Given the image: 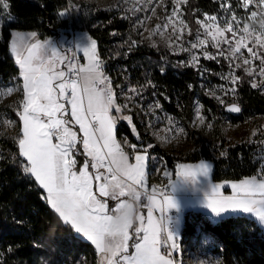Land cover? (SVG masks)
<instances>
[{
    "label": "trees",
    "instance_id": "1",
    "mask_svg": "<svg viewBox=\"0 0 264 264\" xmlns=\"http://www.w3.org/2000/svg\"><path fill=\"white\" fill-rule=\"evenodd\" d=\"M2 2L7 3L5 12ZM231 5L235 14L241 15L242 19L248 18L242 16L248 12L237 9L232 1ZM68 10L72 19L61 20L58 14ZM184 11L191 27H194L195 19L225 13L224 7L216 0H186ZM0 14L3 20L0 30V86L19 75L9 52L12 31H30L45 38L58 35V30L64 28L86 32L95 40L99 58L108 62L104 71L113 86L128 82L145 88L147 96L158 100L162 109L179 118L189 134L199 136L191 129L196 98L202 104V113L207 120L224 113L223 108L201 87L202 82L205 85L220 84L218 77L229 72L224 60H202L201 74L199 69L183 66L182 56L172 55L161 46L151 47L141 42L116 14L100 10L83 0H0ZM133 41L136 45L132 44ZM236 75L235 102L241 107V114L229 116L230 121L235 123L264 115L262 94L251 87L246 74L236 70ZM7 109L15 120L16 130L13 134L0 133V264H96L93 247L62 222L48 206L45 193L33 177L23 172L26 161L19 156V117L11 108ZM131 121L135 131L118 122L116 139L120 142L126 139L130 144H151L135 116ZM251 151L250 146L241 144L226 149L221 159H214L208 147L200 143L184 159L172 157L157 146L151 147L147 154H156L167 168L211 161L212 180L222 182L256 175L257 165L253 164ZM76 159L80 166L82 156ZM158 179L150 169L149 183H157ZM184 216L181 239L191 238L196 228L201 227L220 245L221 264H264V233L253 220L235 216L212 223L199 212H187Z\"/></svg>",
    "mask_w": 264,
    "mask_h": 264
},
{
    "label": "snow or ice",
    "instance_id": "2",
    "mask_svg": "<svg viewBox=\"0 0 264 264\" xmlns=\"http://www.w3.org/2000/svg\"><path fill=\"white\" fill-rule=\"evenodd\" d=\"M172 2L177 5L172 12L175 16L178 5L183 0H172ZM259 2L264 4V0ZM148 3L151 4L152 0H148ZM249 3L251 0H243V7L246 8ZM237 6H240L239 0ZM224 11L231 12L233 9L225 8ZM256 15V12H252L253 17ZM218 19V16H208L205 21H197V24L205 29L206 34L211 36L213 47H220L218 36H223L225 31L232 32L235 36V29L238 27V24L234 26L232 22L236 21L235 15L231 20L225 18L224 27L215 23ZM180 22L184 23L183 20ZM243 31L248 32L247 25L244 26ZM35 35V33L31 34L32 37ZM262 36L264 33L257 36L256 40L264 47ZM243 39L244 37H241L236 41L234 48L227 38L223 43L229 44L232 56H237L245 46L242 43ZM205 43V40L198 38V43H192L191 47L195 49ZM78 50H82L84 56L89 59V65L81 69L83 76L77 74L78 79H71L64 71H53L57 61L60 63L68 61L69 72L75 65L70 58L60 57L51 47L50 42L42 43L37 40L27 46L28 55L22 58L19 46L15 42L13 44V52L18 57L16 62L23 77V102L20 106L22 111L17 113L23 124V135L18 141L19 156L27 161L23 166V172L34 177L39 186L45 190L47 202L59 214L64 224L70 225L76 234L91 241L99 252L105 254L106 264H173L171 259L161 255L159 249L162 246H169V242L172 249L177 248V229L180 225V217L177 214L180 205L173 195L177 191V182L181 180L195 182L198 176L208 178L210 165L202 161L194 170L192 166L178 165L175 180L171 179L170 172L164 171L163 175L169 179L165 189L159 191L162 199L157 198L155 188L149 193L143 181L146 161L150 157L138 154L135 157L136 163L129 164L128 156L115 140L113 130L116 122L122 118L131 123V117L110 114L111 109L121 113L122 107L127 105L120 106L116 103L110 82L106 87H98L100 84H105L107 77L102 78L99 71L100 62L96 56L95 40L90 42L88 40L87 46ZM248 51L256 57V53L251 48ZM203 55L205 59L216 58L206 49H203ZM219 55L227 59L223 48H220ZM192 59L195 61L196 57ZM260 59L264 64V57ZM243 63L247 65L249 60L245 59ZM245 70L249 76L253 75L252 71ZM260 74L264 76V67L260 68ZM236 80L237 77L233 76L232 83L235 84ZM54 81L58 82L54 83ZM262 86L264 83H252L253 88ZM129 91L133 95H139L136 89ZM230 91L235 92V89ZM216 98L220 103H224L219 97ZM129 99H132V95ZM67 106H70L71 119L67 118L69 115ZM156 107H159V104ZM228 111L239 112L240 109L233 104ZM73 122L79 125L82 137L78 138L77 132L72 130L70 125ZM200 123H204L202 117ZM81 144L83 152L78 146ZM131 147L136 148L135 145ZM80 155L85 156L86 159L83 166L78 168L79 161L76 157ZM89 157L90 159H87ZM89 168L105 169V172L90 173ZM93 181H95V192H98L99 196L93 191ZM136 185L143 188V192L138 191ZM221 187L220 184H212L210 180L208 181L209 190L204 194L203 209L210 210L215 217L230 212L254 214L264 223V177L253 176L239 183H232L234 195L231 196L223 195L220 191ZM142 195L147 200L146 205L141 204ZM125 196L129 199L134 197V220L140 221V226L134 229L136 241L132 247L135 248V252L131 255H121V253L128 251V241L132 239L129 229L133 228V223L123 228L117 243L113 244L110 239L116 235V229L112 225L113 217L127 202L121 199ZM100 197L115 201V206L110 207L109 203ZM140 207H147L146 224L145 217L138 213ZM154 210L159 213L158 218L153 216ZM170 210H174L171 215ZM131 213L132 205L129 204V214ZM122 219L127 225V218ZM168 255L171 256V252Z\"/></svg>",
    "mask_w": 264,
    "mask_h": 264
},
{
    "label": "rangeland",
    "instance_id": "3",
    "mask_svg": "<svg viewBox=\"0 0 264 264\" xmlns=\"http://www.w3.org/2000/svg\"><path fill=\"white\" fill-rule=\"evenodd\" d=\"M89 5H94L100 10L107 11L116 14L124 22H126L133 34L138 39L151 46H161L169 51L172 55L182 56L181 64L183 66L199 69L201 74L203 69L201 68L202 60L205 59L203 55V49H206L210 54L216 56L211 60H224L228 64L229 72L219 76L220 84L205 85L202 82L201 87L204 93L210 98L214 99L221 108H224L230 104H236L235 92L230 91L236 88L238 77L236 70H240L249 77V83L252 87V83L262 84L264 83V76L260 74V68L264 67L261 63L260 57H264V47L260 43H257L256 37L261 33H264V4H260L259 0H251V3L245 8L243 7V0H239L240 6H237V0H216L221 3L225 8H231V1L235 4V7L240 10H244L248 13H242V16H248L247 19H242L241 15L235 14L234 10L231 12H225L218 16L219 19L215 23L224 27V20H231L232 16H236V21H232L236 27V35L233 36L232 32L225 31L223 36H218L220 41V47H213L211 36H208L205 29L197 24V21H205L207 15L201 19L194 20V27H191L186 19L184 6L186 0L178 5V11L175 16L172 15L177 5L172 0H152L149 4L148 0H83ZM2 9L5 12L7 3L2 2ZM6 7V8H5ZM155 9V11H152ZM252 12H256L255 17L252 16ZM64 13V15H61ZM61 20L70 18L72 19V13L68 11H62L58 14ZM171 17V20H169ZM183 20V24H181ZM211 23V22H210ZM3 25L2 15L0 14V30ZM187 25V27H185ZM248 26V32H244V26ZM159 26V27H157ZM59 34L53 37H39L38 34L32 37L34 32L30 31H14L12 32V38L9 41V52L19 69L18 78L23 82V77L20 75V66L17 64V54L13 52V44L17 43L21 58L27 56V46L35 43L37 40L40 42H50L52 48H54L60 57L70 58L67 52V44L69 41L74 42L75 50L80 53L83 60L80 68V74L83 72L81 69H85L89 65V59L84 56L82 50L87 46L89 42L93 40L86 32L73 31L71 29L60 28ZM68 33V34H67ZM244 37L242 43L244 47L237 56H232L229 50V44L234 48L236 41ZM200 40H205L206 43L195 49H192V43H198ZM227 38L229 44H224L223 40ZM264 40V36L261 37ZM135 44L136 43H132ZM220 48L225 50L224 56L219 55ZM251 48L256 53V57H253L248 49ZM182 49H188L187 51ZM193 57L196 60L193 61ZM99 59V56L97 57ZM101 59V58H100ZM249 60V64L245 65L243 61ZM104 62V71L108 62L101 59ZM239 65V67H237ZM248 69L253 72L252 76L248 75L245 70ZM55 72L64 71L69 72V63L65 61L60 63L57 61L56 67L53 69ZM102 74L101 70H99ZM237 77L236 83H232V77ZM224 77V78H222ZM15 78L7 84L0 86V133L1 134H13L16 130V123L13 119L11 112L7 108H11L14 114L18 116V111H21L20 107L23 102V84L21 81ZM58 81H54L56 83ZM112 92L116 103L122 107V112H115L116 116H132L136 117V120L143 129L145 135H148L152 143L143 145L130 144L126 139L122 140V144L129 150H142L147 152L151 147L157 146L158 148L167 152L170 156L176 158H186L191 154L196 146L200 143H204L208 147V151L214 159H221L225 155V151L228 148H233L237 145L247 144L251 147V155L253 158V164L257 165L256 177H264V115H256L251 118H246L243 121L232 123L229 115L223 113L222 116L213 117L212 119H206L202 113V104L198 98L194 100L192 108V120L191 129L194 133H199V136L195 134H189L185 130L183 124L179 118L168 114L162 109L158 100L152 97H148L145 88L137 85H132L128 82L117 84L113 86L110 82ZM11 89V91H9ZM130 89H136L139 95H133L130 93ZM264 97V86L255 88ZM227 92V95L225 93ZM214 93V95H213ZM132 95V99L129 96ZM216 97H219L224 101L220 103ZM159 104V107L156 105ZM16 105V106H14ZM223 111V109H222ZM200 117L203 118L204 123H200ZM21 125V121L19 118ZM118 122H123L128 125L132 130L134 129L132 121L129 123L125 119H119ZM73 131H76L72 129ZM134 131V130H133ZM135 145L136 148L131 147ZM136 154H141L137 152ZM146 154V153H145ZM211 162V161H210ZM150 165L154 176H157L158 181L162 180L164 171L173 172V168H167L163 160L156 154H150ZM164 179V178H163ZM256 225L264 232V223L257 221ZM181 238V233H180ZM182 252L181 256L184 264H221V249L217 241L208 233L204 232L201 227H197L195 233L191 238H182Z\"/></svg>",
    "mask_w": 264,
    "mask_h": 264
},
{
    "label": "crops",
    "instance_id": "4",
    "mask_svg": "<svg viewBox=\"0 0 264 264\" xmlns=\"http://www.w3.org/2000/svg\"><path fill=\"white\" fill-rule=\"evenodd\" d=\"M12 32H14V31H12ZM11 38H12V33H11ZM78 54L80 55V53H78ZM96 56L98 57L97 50H96ZM72 64H73V62H72ZM102 73L104 74L102 76V78L103 77H107V81L105 82V84H103L104 87H106L108 85V82H111V80H110L108 74L105 71H102ZM83 75H84V73L82 74V76ZM80 76H81V74H80ZM19 80L21 81V85H22L23 84L22 80L20 78H19ZM22 90H23V88H22ZM67 107L69 108V115H68L67 118L68 119H71V117H70V106H67ZM114 111H115V109H111L110 110V114L113 115V116H116ZM18 117H19V115H18ZM117 123H118V121L116 122V124L114 126V130H113L114 137H115L116 142L121 146V149L123 151H125V155L128 156V163L129 164H135L136 163L135 157H136V155H138V154H136L137 152H140L141 153L139 155H146V156L150 157V155H148L147 152H143L142 150H129V149H127V147L122 144V141L120 142V141H118L116 139L115 129H116ZM70 126L72 127V129L77 130L78 138L79 137H82L83 134L79 132V125H75L74 122H73V124L70 125ZM22 128H23V124L21 122V125H20L21 138H22V135H23ZM79 146H80L81 152H83L84 150H83L82 144L79 145ZM18 149H19V145H18ZM81 156L83 158V162L80 164V166H78V168L83 166V164L85 162V159H86L85 156H83V155H81ZM23 159L26 161L25 158H23ZM87 159H90V157L87 158ZM202 161L203 162H206V163H208L210 165L211 171L209 173L208 178L198 176L196 178L195 182H184L182 180L181 181H178L177 182V191H175L173 193L175 199L178 201V203L180 205V210L183 211L184 215L187 212H189V213L190 212H192V213L199 212V213L203 214L212 223H215L218 220H220L222 218H226V217L242 216V217L251 219L255 223H257L258 218L254 214H248V213H242V212H240V213H231L230 212V213H227V214H221L220 217H215L213 214H211L210 210H206V209H203L202 208V203H203V200H204V194H205L206 191L209 190V188H208V181L209 180L211 181L212 184H220V185H222L220 191H221V193L223 195H225V196H231V195H234V193L232 191V188H231V184L232 183H239L241 180L252 178V177L243 178V179L238 180V181L215 182V181L212 180V170H213V164H212V162L205 161V160H202ZM202 161H198V162H195V163H184L183 165L192 166V170H194L195 169V166L198 165V164H200ZM26 163H27V161H26ZM177 166L174 167L173 172L171 171V174H172L171 179H173V180L176 179V172L178 171ZM78 168L76 169L77 171H78ZM150 169H151L150 159H148L146 161V166H145V177H144V181H143L144 187L147 188V190H148L149 193L152 192V189L153 188L157 189V198L158 199H162V197L159 196V187L160 186H167L168 185V179L169 178H167L164 175H162V180L163 181H158L157 183L150 184L149 183V180H148V175H149ZM95 171H99V172L103 173V172H105V169L92 170L91 168H89V172L90 173H94ZM179 171H183V170H179ZM33 179L35 180L34 177H33ZM35 182L38 185V187L45 193V199H46L47 193L45 192V190L43 188H41L39 186V184H38L37 181H35ZM127 183H131V181H127ZM136 188H137L138 191L143 192V188H141L139 185H136ZM93 191H94V193L97 196H99L98 192H95V181H93ZM100 199L106 200L109 203L110 207H114L115 204H116L115 201H111V200H109L108 198H105V197H100ZM121 199H123L125 201H130V199L127 196L122 197ZM46 202H47V200H46ZM47 204L50 207V209L59 217V214L55 211V209H53L48 202H47ZM146 204H147V201H146L145 205ZM173 211L174 210H170L169 212H173ZM138 213L139 214H142L145 217L144 223L146 224L147 223V207L139 208L138 209ZM153 216L156 217V218H158L159 217V213L154 210ZM183 221L184 220H180V225H179V227L177 229V231H178V237H180V233H181V230H182V227H183ZM62 222H63V220H62ZM139 226H140V221L139 220H134V222H133V228L132 229H129V235L132 237V239H130L128 241V251L126 253H121V255H131L132 253L135 252V248L132 247V244L136 241L134 229L136 227H139ZM72 231H73V233L78 238H80L81 240H84L85 242L89 243L93 247V249L96 252V264H102V262H103V264H106L105 254H102L101 252H99L96 249L95 245L92 244L91 241H88L86 238L82 237L81 235L76 234L73 229H72ZM141 235H143V233H141ZM159 250H160V253H161V248ZM118 258L119 257H117V259ZM166 258H169V257H166ZM169 259H171L173 261V264H177L172 258H169Z\"/></svg>",
    "mask_w": 264,
    "mask_h": 264
},
{
    "label": "built area",
    "instance_id": "5",
    "mask_svg": "<svg viewBox=\"0 0 264 264\" xmlns=\"http://www.w3.org/2000/svg\"><path fill=\"white\" fill-rule=\"evenodd\" d=\"M67 52L70 55L71 61L73 62V64L75 65V67L71 70V72H67L66 76H68L71 79H78V75L80 76V68L82 66V58L81 56L76 52L75 50V45L73 40L69 41L67 44ZM100 62V68L99 70H102L104 68V62L99 58L98 59ZM98 87L103 88L104 85L100 84L98 85ZM123 151V150H122ZM125 153V151H123ZM166 186H160L159 187V191L165 189ZM146 199L143 197H141V204L145 205L146 203ZM133 203H135V201H132ZM142 208V207H140ZM173 212H169V214L171 215ZM180 217V220H184V213L183 211H179V213L177 214ZM170 243L169 242V246H162L161 247V254L164 255L165 257H169L172 258L177 264H184V261L182 259L181 256V252H182V242H181V238L177 237L176 238V244H177V248L176 249H172L170 247ZM169 252H171V256H169Z\"/></svg>",
    "mask_w": 264,
    "mask_h": 264
},
{
    "label": "clouds",
    "instance_id": "6",
    "mask_svg": "<svg viewBox=\"0 0 264 264\" xmlns=\"http://www.w3.org/2000/svg\"><path fill=\"white\" fill-rule=\"evenodd\" d=\"M134 197L130 198V201H127L125 205L119 209V211L114 215L112 225L116 229V235L111 239V242L113 244L117 243L120 239V236L122 235L123 228L125 226H130L135 219L134 215V209H135V203H133ZM129 204L132 205V213L129 214ZM127 218V225H125L124 220L122 218Z\"/></svg>",
    "mask_w": 264,
    "mask_h": 264
},
{
    "label": "water",
    "instance_id": "7",
    "mask_svg": "<svg viewBox=\"0 0 264 264\" xmlns=\"http://www.w3.org/2000/svg\"><path fill=\"white\" fill-rule=\"evenodd\" d=\"M232 105H233V104H230V105L225 106V107L223 108V112H224L225 114L229 115L230 117H238V116H240V114H241V107H240L238 104H234V105H236V106L240 109L239 112H230V111H228V108H229L230 106H232Z\"/></svg>",
    "mask_w": 264,
    "mask_h": 264
}]
</instances>
